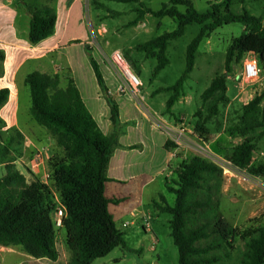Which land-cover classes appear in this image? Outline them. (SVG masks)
I'll return each mask as SVG.
<instances>
[{
  "label": "trees",
  "instance_id": "trees-1",
  "mask_svg": "<svg viewBox=\"0 0 264 264\" xmlns=\"http://www.w3.org/2000/svg\"><path fill=\"white\" fill-rule=\"evenodd\" d=\"M103 7L102 0H92ZM136 2L144 7L139 11L136 24L147 13L157 17L175 18L178 26L139 47L158 63L157 76L169 63L167 48L173 39L180 38L191 24L201 26L187 48V66L177 82L160 91H173L167 101V111L182 95L186 80L195 67L196 52L200 42L217 28L231 22H239L244 30L234 37L227 51L226 69L216 75L201 95L202 106L197 111L195 131L207 142L211 131L208 121L219 116L220 105L228 98V77L232 65L251 54L264 63V23L244 7L243 13H235V0L210 2L206 12H199L193 0H169L155 11L141 0H114ZM245 0H240L244 2ZM31 14L28 40L37 44L55 33L57 21L56 0H20ZM179 6L186 7L183 13ZM103 95L111 107L112 131L105 134L85 105L73 77L66 75V87H62V75L39 71L29 73L25 84L31 94V114L36 122L50 133L56 147L48 166L52 173L50 183L33 176L28 180L14 161L5 159L21 153L23 136L16 128L4 131L5 121L0 116V163L5 164L6 174L0 178V245L18 246L36 259L57 261V228L54 214L58 203L56 195L65 207L66 214L61 227L66 233L70 251L67 264H92L119 246H126L125 232L116 224L109 211L110 199L105 194L109 162L120 147L119 136L125 125L119 118V106L111 94L92 48L86 47ZM5 50L0 49V76L4 73ZM136 74L140 73L138 67ZM10 90L0 89V108L9 100ZM226 132L242 138L227 158L238 168L259 176L264 182V162L255 163L253 154L264 139V89L240 110L231 115ZM168 150L178 148L172 140L166 143ZM165 176L168 193L175 195L170 204L165 195L155 206L171 215V236L178 249L179 264H228L231 253L238 252L231 264H264V222L246 227L232 225L223 214L222 188L224 171L221 166L198 154L181 158L177 165L169 166ZM257 219H251L255 222ZM225 253H221V252Z\"/></svg>",
  "mask_w": 264,
  "mask_h": 264
},
{
  "label": "rangeland",
  "instance_id": "rangeland-1",
  "mask_svg": "<svg viewBox=\"0 0 264 264\" xmlns=\"http://www.w3.org/2000/svg\"><path fill=\"white\" fill-rule=\"evenodd\" d=\"M141 1L145 3L146 7L155 11L169 3V0ZM210 1L220 2L221 0H193V3L199 12H206ZM102 2L104 6L97 7L92 0H84L85 21L89 30V46H92L97 54L112 63V54L119 51L129 61L134 72H136L135 67L139 68L138 76L143 85L140 88L138 98L152 113L154 119L161 122V125L179 128L184 124L187 128L195 129L198 120L196 114L202 106L201 95L216 75L225 72L228 48L233 38L242 34L243 25L239 22L224 24L200 42L196 52L195 67L185 82L179 100L172 107L171 112H168L167 101L174 92L160 91V89L174 85L186 70L187 48L199 33L201 26L198 24L187 26L185 33L180 38L170 42L166 51L169 63L154 77L158 60L146 54L145 51H140L139 47L155 37L175 30L178 26L177 20L169 16L161 18L152 13H147L144 18L134 24L139 11L144 9L139 3H124L114 0H102ZM244 7L250 10L252 14L262 17L264 23V0H245L243 3L240 0H235L232 9L235 13H243ZM179 10L184 13L186 7L179 6ZM249 57L257 58L255 56ZM246 58L245 56L241 62L233 63L232 71L228 77L229 100L220 105L219 116L207 122L211 131L208 137L210 147L216 154L225 159H228L227 156L232 148L242 140V138L232 137L226 132L231 115L264 89V63L258 59L261 69L260 78L254 82L243 84L242 67ZM117 70L123 79H127L126 74L119 69ZM24 116H27L25 110L21 113V118ZM47 138V134L45 136L44 133H40L35 140L40 143ZM47 142L50 143L48 139ZM262 148L264 149V146L259 145L253 154L255 163L264 162V155L261 154ZM50 149L52 157L56 151L53 139ZM30 158L27 156L22 159L24 162H28ZM22 159L11 156L4 161L5 163L14 161L22 172L29 175L25 167L26 164L20 162ZM244 170L249 173L245 168ZM5 174V166H0V178ZM252 176L255 177L252 181H245L241 180L239 174L226 173L224 170L222 210L224 216L234 226L246 227L255 225L257 221L264 222V182L259 176ZM28 177L29 180L32 179L30 175ZM167 200L173 204L175 195L167 192ZM165 217L168 218L170 215L165 214ZM251 219L257 220L251 222ZM165 221L166 219L162 218L160 229L156 228L161 241L156 245L155 251L148 250V246L151 244L149 236L141 232L138 224L123 227L120 221H115L117 226L125 232L126 246L115 248L107 256L97 258L92 264H156L157 262L159 264H179L178 249L169 234V225ZM141 246L142 249H140ZM8 249L10 248H1L4 252L0 253V264H67L70 258V251L66 244V233L62 228L57 229V249L59 252L57 261L6 253ZM12 249L22 251L21 247L18 246H13ZM20 253L27 255L23 251ZM238 255L237 250L232 252L227 263L231 264L236 261Z\"/></svg>",
  "mask_w": 264,
  "mask_h": 264
},
{
  "label": "crops",
  "instance_id": "crops-1",
  "mask_svg": "<svg viewBox=\"0 0 264 264\" xmlns=\"http://www.w3.org/2000/svg\"><path fill=\"white\" fill-rule=\"evenodd\" d=\"M56 11L55 33L37 44H31L28 40L31 14L27 8L20 0H0V49L6 53L0 89L10 90L9 100L0 108V116L6 124L4 131L16 128L22 134L21 153L15 156L16 159L31 157L28 162L23 159L20 162L26 164L32 178H41L45 171H50L48 160L52 152V137L31 114V94L25 84L29 73L60 74L63 77L62 87L67 85L66 75L73 77L85 105L101 130L109 134L113 128L111 107L103 95L86 51L90 43L84 0H56ZM90 47L118 103L120 121L125 125L124 133L119 136L120 147L112 155L107 170L110 180L106 183L105 194L111 201L109 211L122 226L124 223H129L127 227L138 224L141 232L149 236L151 244L148 250L155 251L161 241L156 228L160 229L162 218L166 219L171 236V215L155 206L161 195L167 198L165 176L170 173L169 166L177 165L181 158L196 153L184 147L168 150L166 143L170 138L167 130L154 119L144 103L130 93L113 63ZM23 110L27 111V116L21 118ZM40 133L47 134L50 143L47 139L37 143L35 138ZM259 145L264 146V139ZM38 152L45 163L40 170L33 171L30 168L32 156ZM261 154L264 155L263 148ZM0 166L5 165L0 163ZM25 175L29 180V175ZM165 214L170 217L166 218ZM145 220L150 221L151 228L146 227ZM1 248H10L6 253L29 256L22 255V251L13 247L1 245L0 253L4 252Z\"/></svg>",
  "mask_w": 264,
  "mask_h": 264
},
{
  "label": "built area",
  "instance_id": "built-area-1",
  "mask_svg": "<svg viewBox=\"0 0 264 264\" xmlns=\"http://www.w3.org/2000/svg\"><path fill=\"white\" fill-rule=\"evenodd\" d=\"M253 56L251 54L246 55V59L243 62L242 67V82L243 84L251 83L260 78L261 69L259 66V62L257 58L249 57ZM112 61L114 66L126 74L127 79H124L127 87L130 90V93L138 97L140 88L142 87L143 83L141 78L132 70L129 61L126 57L119 51H115L112 54ZM245 86V85H244ZM159 121V120H157ZM159 123H161L159 121ZM162 126L167 130L169 134L170 140H172L178 147L190 148L196 154L201 155L210 159L211 161L215 162L219 166L223 168V171L226 170L232 174H239L241 180L245 181H252L253 177L251 174L247 173L244 169L238 168L232 164V162L228 159H225L218 154H216L210 147L209 142H207L201 135H199L194 129L187 128L183 125L179 128H173L169 125ZM44 159L40 152L33 155V159L31 161L30 168L33 171H38L44 166ZM52 178L51 171H45L40 178L45 183H49ZM264 189V184H263ZM56 202L58 203L57 209L54 214V221L57 228H61L63 226V218L66 214L65 207L61 204L60 199L56 195ZM146 227L151 228V223L148 220H145ZM129 223H124L123 227H127Z\"/></svg>",
  "mask_w": 264,
  "mask_h": 264
}]
</instances>
